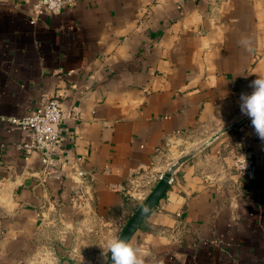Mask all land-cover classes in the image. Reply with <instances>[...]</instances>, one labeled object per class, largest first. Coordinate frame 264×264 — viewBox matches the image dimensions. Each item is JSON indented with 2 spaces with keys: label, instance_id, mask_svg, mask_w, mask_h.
Returning a JSON list of instances; mask_svg holds the SVG:
<instances>
[{
  "label": "crops",
  "instance_id": "obj_1",
  "mask_svg": "<svg viewBox=\"0 0 264 264\" xmlns=\"http://www.w3.org/2000/svg\"><path fill=\"white\" fill-rule=\"evenodd\" d=\"M36 1L0 0V264H104L133 173L164 171L175 142L245 116L240 95L264 74V0H74L34 22ZM45 97L64 112L47 168L1 118ZM246 154L253 180L234 165ZM78 169L93 175L87 216ZM129 242L145 264H264V140L249 117L175 169Z\"/></svg>",
  "mask_w": 264,
  "mask_h": 264
},
{
  "label": "built area",
  "instance_id": "obj_2",
  "mask_svg": "<svg viewBox=\"0 0 264 264\" xmlns=\"http://www.w3.org/2000/svg\"><path fill=\"white\" fill-rule=\"evenodd\" d=\"M69 3L73 4L74 0H37L33 6L32 20L35 22L39 16L45 13H59ZM1 118L10 125L19 126L29 131V139L18 144V150L25 160H30L32 154L37 151L44 168L55 164L57 160L55 144L59 138L56 125L64 119L63 109L56 98L45 97L41 109L34 114L23 117L1 116ZM234 165L246 179L253 180L255 178V159L251 154L236 158ZM167 169L156 172L135 171L131 177L130 198L140 204ZM76 175L82 181L77 192L76 208L82 211L84 216H87L89 213L87 206L92 196L90 185L93 182V175L83 169H78ZM172 180L173 177L170 182Z\"/></svg>",
  "mask_w": 264,
  "mask_h": 264
},
{
  "label": "clouds",
  "instance_id": "obj_3",
  "mask_svg": "<svg viewBox=\"0 0 264 264\" xmlns=\"http://www.w3.org/2000/svg\"><path fill=\"white\" fill-rule=\"evenodd\" d=\"M240 44L247 50L248 38H242ZM249 87L252 89L250 94L240 95V111L242 115L250 118L255 134L264 140V74H257V78L251 81ZM100 248L105 264H109V253L110 264H145L139 249L124 238L116 236L108 238Z\"/></svg>",
  "mask_w": 264,
  "mask_h": 264
},
{
  "label": "water",
  "instance_id": "obj_4",
  "mask_svg": "<svg viewBox=\"0 0 264 264\" xmlns=\"http://www.w3.org/2000/svg\"><path fill=\"white\" fill-rule=\"evenodd\" d=\"M248 119L247 116H243L242 118L238 119L236 122L221 128L220 130L216 131L210 137H208L205 141L201 144L197 145L187 154H184L182 157L179 158V163L174 165L171 169H167L158 180L156 185L152 188L149 192L147 197L138 205L136 210L132 213L129 217L127 222L124 224L122 230L120 231L118 237L124 238L128 241L133 237V235L137 232V230L141 227L142 223L147 219L149 214L155 209L159 201L165 195L170 180L173 177V173L175 169L186 160L190 159L195 154L205 150L209 145H211L214 141H216L219 137L224 135L227 132H230L237 127H239L244 121ZM110 253H109V264H110ZM105 264V263H104Z\"/></svg>",
  "mask_w": 264,
  "mask_h": 264
},
{
  "label": "rangeland",
  "instance_id": "obj_5",
  "mask_svg": "<svg viewBox=\"0 0 264 264\" xmlns=\"http://www.w3.org/2000/svg\"><path fill=\"white\" fill-rule=\"evenodd\" d=\"M200 136V135H199ZM198 140L192 138H185L182 141L175 142L174 145L167 151L168 155H172L175 158L171 161L169 169L172 165L179 161V158L182 157L184 154L190 152L193 148L197 146ZM180 156V157H179ZM179 163V162H178Z\"/></svg>",
  "mask_w": 264,
  "mask_h": 264
},
{
  "label": "trees",
  "instance_id": "obj_6",
  "mask_svg": "<svg viewBox=\"0 0 264 264\" xmlns=\"http://www.w3.org/2000/svg\"><path fill=\"white\" fill-rule=\"evenodd\" d=\"M131 199V198H130ZM130 199H128V200H130ZM132 200V199H131ZM131 203V202H130ZM132 209H131V215H132V213L136 210V208L138 207V205H139V203H137L136 201L134 202L133 200H132ZM130 215V216H131ZM129 219V218H128Z\"/></svg>",
  "mask_w": 264,
  "mask_h": 264
},
{
  "label": "bare ground",
  "instance_id": "obj_7",
  "mask_svg": "<svg viewBox=\"0 0 264 264\" xmlns=\"http://www.w3.org/2000/svg\"><path fill=\"white\" fill-rule=\"evenodd\" d=\"M177 164H178V162H176L174 165H177ZM174 165H172L171 168H172ZM171 168H170V169H171Z\"/></svg>",
  "mask_w": 264,
  "mask_h": 264
}]
</instances>
